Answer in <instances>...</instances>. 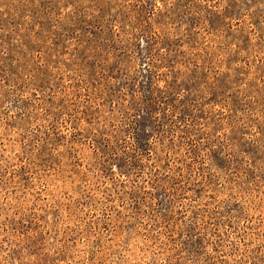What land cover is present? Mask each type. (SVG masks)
<instances>
[{
	"label": "rangeland",
	"instance_id": "1",
	"mask_svg": "<svg viewBox=\"0 0 264 264\" xmlns=\"http://www.w3.org/2000/svg\"><path fill=\"white\" fill-rule=\"evenodd\" d=\"M0 264H264V0H0Z\"/></svg>",
	"mask_w": 264,
	"mask_h": 264
},
{
	"label": "trees",
	"instance_id": "2",
	"mask_svg": "<svg viewBox=\"0 0 264 264\" xmlns=\"http://www.w3.org/2000/svg\"><path fill=\"white\" fill-rule=\"evenodd\" d=\"M172 110V109H171Z\"/></svg>",
	"mask_w": 264,
	"mask_h": 264
}]
</instances>
